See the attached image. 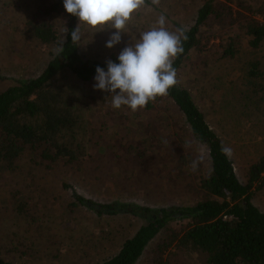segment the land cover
I'll list each match as a JSON object with an SVG mask.
<instances>
[{"label":"trees","instance_id":"trees-1","mask_svg":"<svg viewBox=\"0 0 264 264\" xmlns=\"http://www.w3.org/2000/svg\"><path fill=\"white\" fill-rule=\"evenodd\" d=\"M8 1L0 0L6 5ZM11 1L10 8L18 11L20 1L25 3L21 36L43 46L49 57L36 76L0 91V174L20 171L23 163L47 172H85L91 159L88 149L95 147L89 123V85L95 82L97 66L106 71V61L119 63L118 53L101 59L85 56L81 40L74 43L71 37L78 17L66 12L63 0ZM142 4L150 2L143 0ZM5 13L0 3V15ZM61 23L66 32L63 43ZM184 30L183 52L173 58L178 83L166 96H157L133 111L127 106L114 109L111 93L97 90L111 114L125 118V124L133 121L131 132H138L139 140L145 138V145L138 144L133 156L149 167L147 171H154L157 180L169 183V195L155 193V202L150 200L155 207L121 205L125 213L144 224L124 239L114 255L94 264H136L149 251L152 264H174L170 251L200 256L205 264H264V213L253 204L264 186V153L249 166L246 181L240 182L232 160L221 153L223 140L190 91L195 74L189 72L195 61L200 64L199 59L213 64L233 59L244 43L253 51L261 48L264 0H200L192 24ZM218 51L220 56L214 60ZM258 69L259 64L252 63L248 76L259 78ZM143 120L142 130L157 134L150 146L152 142L140 134L137 124ZM200 146L204 148L201 153ZM126 148L130 153L131 147ZM193 161L198 162L195 170ZM73 197L72 205H90L99 215L121 212L115 205ZM17 203L20 215L26 202ZM0 264L16 263L0 254Z\"/></svg>","mask_w":264,"mask_h":264},{"label":"rangeland","instance_id":"rangeland-1","mask_svg":"<svg viewBox=\"0 0 264 264\" xmlns=\"http://www.w3.org/2000/svg\"><path fill=\"white\" fill-rule=\"evenodd\" d=\"M148 1L150 4H141L132 13L121 33V42L112 48H107L106 42L116 29L106 27L98 31L78 19L77 24L82 25L79 41L85 56L101 59L114 53L119 55L124 47L134 44L142 32L159 27L161 16L165 17L163 26L167 30L186 29L192 24L200 2ZM11 2L9 0L8 4ZM0 3L7 10L0 15V22L11 20L3 26L0 23V91H3L36 76L49 55L43 46L32 44L30 38H23L19 32L25 18V3L20 1L19 11ZM13 4L19 7V2L13 1ZM63 25L60 26L62 41L66 35ZM218 56L219 51L214 53V60ZM198 61L200 64L195 61L189 68V72L195 74L190 91L208 117L210 127L224 145L232 149L230 159L235 173L240 182H245L249 166L264 153V45L253 51L244 43L233 59H221L214 64ZM254 62L259 64L258 71L262 74L252 79L248 71ZM94 84L89 85V123L95 147L88 149L91 159L83 168L85 172H47L23 163L20 171L0 174V254L16 264L102 261L114 255L124 239L134 235L144 224L140 218L125 213L121 205L155 207V203H150L151 199L155 202V193L169 195V183L157 180L154 171H147L149 167L133 156L138 144L145 145V138L139 140L138 132H131L133 121L125 124V118L111 114ZM144 122L146 120L137 124L140 134L152 142L150 146L157 141V134L142 130ZM176 140L180 141V136ZM127 146L131 147L128 154ZM202 151L204 148L200 146L199 153ZM113 153L116 161H110L115 159ZM73 195L96 205H115V210L121 212L99 215L90 205H72ZM17 202L19 206L26 202L20 215L15 209ZM253 204L264 213V186L254 196ZM153 243L152 246H156ZM169 254L175 256L174 264H205L197 255L184 256L174 251ZM151 257L149 251L136 264H152Z\"/></svg>","mask_w":264,"mask_h":264},{"label":"clouds","instance_id":"clouds-1","mask_svg":"<svg viewBox=\"0 0 264 264\" xmlns=\"http://www.w3.org/2000/svg\"><path fill=\"white\" fill-rule=\"evenodd\" d=\"M142 3L143 0H63L66 12L78 17L80 23L98 28V31L106 27L116 29L106 42L107 48L121 42L126 21ZM158 24L159 27L142 32L134 44L124 47L117 57L119 63L106 61V71L96 67L93 87L111 93L114 109L122 106L133 111L143 108L157 96H166L169 89L178 83L173 58L183 52L181 38L187 39L185 30H167L163 26V16ZM71 37L72 42L79 41V25L71 32ZM221 153L230 158L232 149L222 145ZM191 166L195 170L198 162L193 161Z\"/></svg>","mask_w":264,"mask_h":264}]
</instances>
